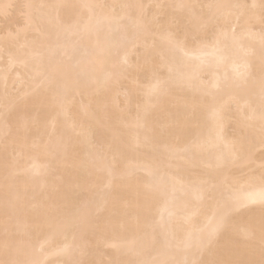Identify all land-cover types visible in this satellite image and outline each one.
<instances>
[{
  "label": "bare ground",
  "instance_id": "obj_1",
  "mask_svg": "<svg viewBox=\"0 0 264 264\" xmlns=\"http://www.w3.org/2000/svg\"><path fill=\"white\" fill-rule=\"evenodd\" d=\"M16 6L0 30V260L260 264L264 0ZM225 199L240 210L202 246Z\"/></svg>",
  "mask_w": 264,
  "mask_h": 264
},
{
  "label": "snow or ice",
  "instance_id": "obj_2",
  "mask_svg": "<svg viewBox=\"0 0 264 264\" xmlns=\"http://www.w3.org/2000/svg\"><path fill=\"white\" fill-rule=\"evenodd\" d=\"M236 7H239V6H236ZM261 203L264 204V197H262ZM239 210H240V205L237 202L232 201L230 199H225L219 205L215 226L206 235L201 237V239L199 240V243L202 246H207V247L212 246L215 243L217 236L229 228V219H230L231 214ZM39 251L40 250L38 249L37 252ZM0 264H41V261L39 259L0 260ZM165 264H167V262H165ZM185 264H199V261L193 260L191 262H185ZM260 264H264V259L260 261Z\"/></svg>",
  "mask_w": 264,
  "mask_h": 264
},
{
  "label": "rangeland",
  "instance_id": "obj_3",
  "mask_svg": "<svg viewBox=\"0 0 264 264\" xmlns=\"http://www.w3.org/2000/svg\"><path fill=\"white\" fill-rule=\"evenodd\" d=\"M16 3V4H15ZM14 4H13V9H11V13L9 12L6 16H4L5 17V19H4V17L3 16H0V30H1V32H3V30L7 27V26H9V27H11V28H13V25L14 24H16V23H19L20 21H18V20H20V16H18L17 14H16V12H15V10H14V8L15 7H17L16 5H17V3H19V0H16V2H15ZM13 10V11H12ZM11 15V16H10ZM8 16V17H7ZM16 16V17H15ZM2 17V18H1ZM9 17H11V19L9 18ZM13 17V18H12ZM19 18V19H15V18ZM13 20H15L14 22H13ZM8 21H10V22H8ZM17 21V22H16ZM12 22V23H11ZM7 23H8V25H7ZM4 25H6V26H4ZM1 26H3L4 28H1ZM12 86L14 87L15 85L14 84H12ZM11 86V87H12ZM13 87L11 88L12 89V91H10V93H13V92H16L15 90H16V86L14 87V89H13ZM229 130V129H228Z\"/></svg>",
  "mask_w": 264,
  "mask_h": 264
}]
</instances>
